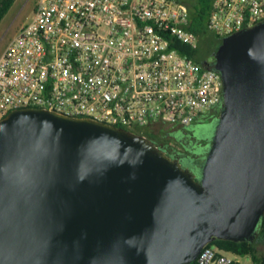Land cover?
<instances>
[{
  "label": "water",
  "instance_id": "1",
  "mask_svg": "<svg viewBox=\"0 0 264 264\" xmlns=\"http://www.w3.org/2000/svg\"><path fill=\"white\" fill-rule=\"evenodd\" d=\"M200 180L148 138L21 108L0 120V264H190L264 218V22L221 41Z\"/></svg>",
  "mask_w": 264,
  "mask_h": 264
},
{
  "label": "built area",
  "instance_id": "2",
  "mask_svg": "<svg viewBox=\"0 0 264 264\" xmlns=\"http://www.w3.org/2000/svg\"><path fill=\"white\" fill-rule=\"evenodd\" d=\"M264 22V0H212L207 30L224 38ZM185 0H36L0 56V120L21 108L89 118L129 133L175 130L222 105L221 75L198 49ZM147 138V137H146ZM206 247L190 264H257Z\"/></svg>",
  "mask_w": 264,
  "mask_h": 264
},
{
  "label": "trees",
  "instance_id": "3",
  "mask_svg": "<svg viewBox=\"0 0 264 264\" xmlns=\"http://www.w3.org/2000/svg\"><path fill=\"white\" fill-rule=\"evenodd\" d=\"M185 1L189 4L191 13V24L189 29L196 33L199 39V47L198 49H193L177 40L175 41L174 47L182 54L195 59L197 62L214 68V62H210L209 59L216 54L222 40L215 35V39L211 38L212 33H210L206 27V20L209 15L212 0ZM15 2L16 0H0V24ZM206 42L208 50L203 52L201 51V45ZM210 115L211 112L200 117L193 124L186 126L190 131L187 134L181 133V128H178L163 136L164 139L161 140V142L157 141L156 132L158 131L154 133H145V136L159 148L165 150L168 156L179 159L182 165L194 173L197 181H199L200 171L211 146L212 137L218 122V118H212ZM207 120L215 121L212 137L209 140L206 139L208 129H206L205 122ZM169 139H172L174 142H169ZM261 246H264V218L258 227L257 237L252 243L217 240L209 245V247H217L238 256L250 257L257 264H264V253L260 250Z\"/></svg>",
  "mask_w": 264,
  "mask_h": 264
},
{
  "label": "rangeland",
  "instance_id": "4",
  "mask_svg": "<svg viewBox=\"0 0 264 264\" xmlns=\"http://www.w3.org/2000/svg\"><path fill=\"white\" fill-rule=\"evenodd\" d=\"M36 0H16L8 14L5 16L3 21L0 24V56L7 44L6 40H3L4 36L11 30L15 28L23 27L24 25L31 22L34 15V5ZM11 34V33H10ZM211 38L215 39V36L211 34ZM208 50L207 42L201 45V51L206 52ZM206 129H208L207 140L211 139L212 132L215 127V121L207 120L205 122ZM167 135V134H166ZM169 142L173 143L172 139H169ZM217 248V247H213ZM260 250L264 253V246L260 247ZM242 262H247L249 257L240 256L238 257Z\"/></svg>",
  "mask_w": 264,
  "mask_h": 264
},
{
  "label": "flooded vegetation",
  "instance_id": "5",
  "mask_svg": "<svg viewBox=\"0 0 264 264\" xmlns=\"http://www.w3.org/2000/svg\"><path fill=\"white\" fill-rule=\"evenodd\" d=\"M36 5V3H35ZM35 5H34V8H33V11L35 12ZM21 29L20 28H15V30H12L13 33L11 32V30L4 36L3 40H6V43H9L18 33V31ZM11 33V34H10ZM210 62H214V55L209 59ZM221 109H222V105H220L219 107L215 108L212 112H211V115L210 117L212 118H219L220 116V112H221ZM171 131L173 130H160L158 132H156V137H157V141L158 142H161V140L164 139L163 136H165L166 134L170 133ZM181 133L183 134H187L189 133V129L186 128V127H181Z\"/></svg>",
  "mask_w": 264,
  "mask_h": 264
},
{
  "label": "crops",
  "instance_id": "6",
  "mask_svg": "<svg viewBox=\"0 0 264 264\" xmlns=\"http://www.w3.org/2000/svg\"><path fill=\"white\" fill-rule=\"evenodd\" d=\"M3 53V52H2Z\"/></svg>",
  "mask_w": 264,
  "mask_h": 264
}]
</instances>
